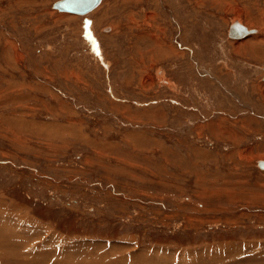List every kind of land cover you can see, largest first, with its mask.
Instances as JSON below:
<instances>
[{
  "label": "rangeland",
  "instance_id": "obj_1",
  "mask_svg": "<svg viewBox=\"0 0 264 264\" xmlns=\"http://www.w3.org/2000/svg\"><path fill=\"white\" fill-rule=\"evenodd\" d=\"M58 1L0 0V264H264V0Z\"/></svg>",
  "mask_w": 264,
  "mask_h": 264
},
{
  "label": "water",
  "instance_id": "obj_2",
  "mask_svg": "<svg viewBox=\"0 0 264 264\" xmlns=\"http://www.w3.org/2000/svg\"><path fill=\"white\" fill-rule=\"evenodd\" d=\"M101 0H61L53 4V9L59 12H64L72 15L86 16L90 11L96 8ZM248 31L243 26H230L228 31V37L231 39H240L243 38ZM86 37L92 42L91 35L86 29ZM94 52L98 54L97 49H95L94 43ZM264 80V77H263ZM259 168L264 169V162H259Z\"/></svg>",
  "mask_w": 264,
  "mask_h": 264
},
{
  "label": "bare ground",
  "instance_id": "obj_3",
  "mask_svg": "<svg viewBox=\"0 0 264 264\" xmlns=\"http://www.w3.org/2000/svg\"><path fill=\"white\" fill-rule=\"evenodd\" d=\"M102 2V0L100 1V3ZM100 3H99V5H100ZM98 5V6H99ZM97 6V7H98ZM96 7V8H97ZM96 8H94L92 11H94ZM92 11H90L89 13H91ZM88 13V14H89ZM87 14V15H88ZM87 24V23H86ZM237 27V26H243L247 31H248V33L243 37L244 39L246 38V37H248L249 35H251V34H254V33H256V30H252L251 31V29H253V28H250V27H247L246 25H244V23L241 21V19H236L235 21H233V25H232V27ZM89 29V28H88ZM110 32V31H112V28H107L106 30H105V32ZM106 32V33H107ZM243 38H240L239 40H243ZM244 45H246V44H244ZM243 45V46H244ZM242 46V45H241ZM248 47V46H247ZM259 162H264V160H261V161H259ZM259 162H258V164H259ZM258 168H259V165H258ZM259 169H261V168H259ZM262 171H264V169H262ZM29 246V245H28ZM224 248V247H223ZM230 248V247H229ZM251 248V247H250ZM253 248V247H252ZM227 249H228V246H227ZM256 249V248H255ZM35 250V249H34ZM234 250V249H233ZM242 251V250H241ZM246 251V250H245ZM32 252V251H31ZM233 252V251H232ZM247 252V251H246ZM36 253V254H35ZM91 253V252H90ZM241 253H243V252H241ZM32 254H35L34 256H33V258L31 259L29 256L30 255H32ZM96 254V253H95ZM30 255L29 256H27V264H39V262H40V260H42V258L41 257H39L38 255H39V253H37V252H34V253H30ZM101 256V255H100ZM50 257V256H49ZM90 257V258H89ZM110 257V256H109ZM112 257V256H111ZM137 257V259H138V261L136 262V260L137 259H135L133 262H132V264H140L141 263V259L139 260V258H140V256H136ZM232 257V256H231ZM54 258V257H53ZM84 258H86V257H83V259ZM88 258L89 259H85V260H83V261H81V263L80 262H77V264H122V262L120 263V261L118 260V259H114L113 261L112 260H110V259H108L107 260V258H104L105 260H103L102 261V259L101 258H98L97 257V259H96V256H88ZM51 259L52 258H50L49 259V261L46 263V264H50V262H51ZM77 260V259H76ZM75 260V261H76ZM79 260V259H78ZM81 260V259H80ZM79 260V261H80ZM89 260H92V261H89ZM116 260V261H115ZM53 261L54 260H52V262H51V264H55V263H53ZM69 261V260H68ZM74 261V262H75ZM122 261V260H121ZM65 262V261H64ZM67 262V261H66ZM65 262V263H66ZM123 262H125V261H123ZM76 263V262H75ZM143 263V262H142ZM24 264V263H23ZM56 264H61L60 262H57ZM64 264V263H63ZM69 264H74V263H72V262H70ZM160 264V263H159Z\"/></svg>",
  "mask_w": 264,
  "mask_h": 264
}]
</instances>
